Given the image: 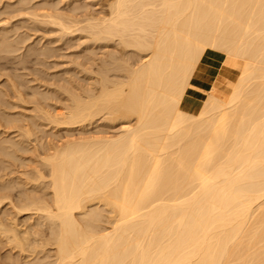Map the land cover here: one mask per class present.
<instances>
[{"label": "bare ground", "instance_id": "6f19581e", "mask_svg": "<svg viewBox=\"0 0 264 264\" xmlns=\"http://www.w3.org/2000/svg\"><path fill=\"white\" fill-rule=\"evenodd\" d=\"M61 1L19 11L118 38L140 58L118 63L117 81L102 71L101 88L73 96L55 120L105 115L123 121L118 132L46 146L19 208L0 191V214L10 204L49 221L39 240L4 226L21 251L54 247L25 264H264V0H106L107 12L80 16L61 13ZM64 1L76 11L79 0ZM10 47L3 38L0 52ZM211 51L241 62L236 79L199 80ZM22 145L0 140V161Z\"/></svg>", "mask_w": 264, "mask_h": 264}, {"label": "rangeland", "instance_id": "374dc122", "mask_svg": "<svg viewBox=\"0 0 264 264\" xmlns=\"http://www.w3.org/2000/svg\"><path fill=\"white\" fill-rule=\"evenodd\" d=\"M40 1L0 0V43L5 38L11 45L8 52H0L6 56L0 58V140L22 141L25 148L4 153L0 177L5 183L0 181V191L7 186L18 208L20 198L38 186L27 180L35 172L33 161H40L39 155L46 146L68 138L112 135L120 130L123 121H108L105 115L74 125L58 124L55 120L66 113L73 96L84 97L86 92L96 93L101 88L102 71L117 81L122 74L116 65L126 60L136 63L140 58L136 51L124 49L118 38L96 41L90 34L64 32L57 25L32 22L30 16L21 15L25 10H19L27 3L35 6ZM57 4L65 15L108 11L106 0H79L73 12L70 3L62 0ZM210 53L212 70L221 69L225 76L237 78L240 61L223 53ZM27 130L33 134L30 140L25 135ZM38 192L43 193L40 188ZM11 222L20 229L22 241L39 240L41 233L37 231L47 232L50 227L42 214L19 213L10 204L5 206L0 214V264L38 263L52 253L51 246L35 250L26 246L21 251L12 242V234L3 229ZM103 226L108 227L106 220Z\"/></svg>", "mask_w": 264, "mask_h": 264}, {"label": "crops", "instance_id": "0c3cea01", "mask_svg": "<svg viewBox=\"0 0 264 264\" xmlns=\"http://www.w3.org/2000/svg\"><path fill=\"white\" fill-rule=\"evenodd\" d=\"M208 70H200L203 72L199 71V80H202L205 83H211L215 79V72L218 71V73H223L221 69L219 70H212L211 68V63L209 64V67H207Z\"/></svg>", "mask_w": 264, "mask_h": 264}]
</instances>
